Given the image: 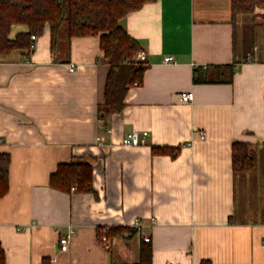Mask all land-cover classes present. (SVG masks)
I'll use <instances>...</instances> for the list:
<instances>
[{
    "label": "crops",
    "instance_id": "1",
    "mask_svg": "<svg viewBox=\"0 0 264 264\" xmlns=\"http://www.w3.org/2000/svg\"><path fill=\"white\" fill-rule=\"evenodd\" d=\"M120 23L147 54L143 82L120 112L104 107L109 65L98 36L52 37L47 28L31 52L0 57L7 264L138 263L141 233L114 239L110 250L98 240L101 228L135 221L151 239L152 264H264V10L234 17L231 0H159ZM27 30L14 25L10 37ZM220 65L234 66L231 83L214 81ZM133 131H149L147 143L121 146ZM235 142L249 144L253 171H234ZM154 146L181 152L172 158ZM72 160L92 163L96 194L50 186Z\"/></svg>",
    "mask_w": 264,
    "mask_h": 264
},
{
    "label": "trees",
    "instance_id": "2",
    "mask_svg": "<svg viewBox=\"0 0 264 264\" xmlns=\"http://www.w3.org/2000/svg\"><path fill=\"white\" fill-rule=\"evenodd\" d=\"M157 1L159 0H0V57L16 50L31 52L32 35L40 36L49 28L52 37H56L64 23L67 25L66 33L69 38L98 36L103 58L109 65L104 107L109 111L120 112L125 106L124 99L129 88L135 83L141 84L146 71L145 62L136 61L141 45L129 35L120 21L139 11L145 4ZM231 7L234 17L239 14H256L264 10V0H231ZM14 25H26L28 30L11 38L10 32ZM216 68L220 73L214 81H233V65H220ZM194 80L208 82L197 75ZM153 152L176 158L181 152V146H154ZM232 159L236 173H248L255 169L256 162L248 143L235 142ZM10 163V154L0 152V198L10 190ZM93 174V165L88 160L64 162L51 174L50 186L62 191H70L73 186H77L80 192L96 194ZM104 228L98 233L99 241ZM136 233L137 229L130 226H110L108 237L112 243L114 239ZM152 262L153 246L149 238L147 241L142 240L140 259L134 264ZM0 264H7L6 251L1 241ZM44 264H48L46 260Z\"/></svg>",
    "mask_w": 264,
    "mask_h": 264
},
{
    "label": "built area",
    "instance_id": "3",
    "mask_svg": "<svg viewBox=\"0 0 264 264\" xmlns=\"http://www.w3.org/2000/svg\"><path fill=\"white\" fill-rule=\"evenodd\" d=\"M31 40L33 42L32 44V48L35 47V41L37 40V36L36 35H32ZM174 60L173 56H167L165 58L166 62H172ZM136 61L139 62H146L147 61V54L145 51H139L137 54V58ZM76 67L74 65H71L70 67V71H75ZM181 98L184 101L190 102L194 99V93L193 92H182L181 93ZM148 137H149V131H133L127 135H125L121 142L120 145L121 146H126V147H137L140 145H144L147 143L148 141ZM199 137L201 139H205L206 135L205 133H199ZM1 141V140H0ZM97 142L99 145H102L104 142V137L103 136H99L97 137ZM73 189H75V187H73ZM135 229H137L138 233H141L143 240H149V236L142 234V224L140 221H135L133 223V225L131 226ZM109 228L110 226H106L103 230L100 242L102 243V245L106 248V249H110L111 248V239L108 237V232H109ZM73 230H70L67 234H64L60 240H59V250L61 252H67L69 250L70 247V243H71V239L73 237ZM53 263L57 262V257H53L52 259Z\"/></svg>",
    "mask_w": 264,
    "mask_h": 264
},
{
    "label": "rangeland",
    "instance_id": "4",
    "mask_svg": "<svg viewBox=\"0 0 264 264\" xmlns=\"http://www.w3.org/2000/svg\"><path fill=\"white\" fill-rule=\"evenodd\" d=\"M60 30H67V25L66 23H64L62 26H61V29ZM66 36H67V33H66ZM255 197H256V193L253 191L252 195H250V201L252 203H254L253 205L255 206Z\"/></svg>",
    "mask_w": 264,
    "mask_h": 264
}]
</instances>
